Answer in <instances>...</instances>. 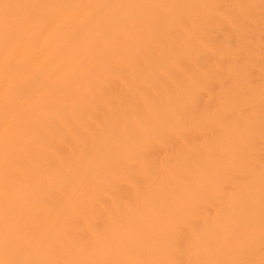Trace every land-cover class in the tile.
I'll return each instance as SVG.
<instances>
[{"label":"bare ground","instance_id":"bare-ground-1","mask_svg":"<svg viewBox=\"0 0 264 264\" xmlns=\"http://www.w3.org/2000/svg\"><path fill=\"white\" fill-rule=\"evenodd\" d=\"M0 264H264V0H0Z\"/></svg>","mask_w":264,"mask_h":264}]
</instances>
